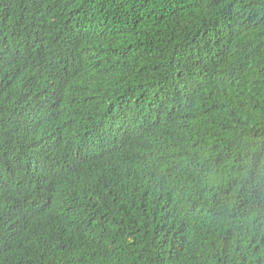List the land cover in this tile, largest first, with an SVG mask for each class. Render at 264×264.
<instances>
[{
	"label": "trees",
	"instance_id": "trees-1",
	"mask_svg": "<svg viewBox=\"0 0 264 264\" xmlns=\"http://www.w3.org/2000/svg\"><path fill=\"white\" fill-rule=\"evenodd\" d=\"M0 264H264V0H0Z\"/></svg>",
	"mask_w": 264,
	"mask_h": 264
}]
</instances>
